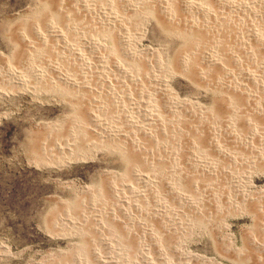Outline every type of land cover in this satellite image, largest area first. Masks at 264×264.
Here are the masks:
<instances>
[{"label":"rangeland","instance_id":"1","mask_svg":"<svg viewBox=\"0 0 264 264\" xmlns=\"http://www.w3.org/2000/svg\"><path fill=\"white\" fill-rule=\"evenodd\" d=\"M0 65V264H264V0H0Z\"/></svg>","mask_w":264,"mask_h":264},{"label":"bare ground","instance_id":"2","mask_svg":"<svg viewBox=\"0 0 264 264\" xmlns=\"http://www.w3.org/2000/svg\"><path fill=\"white\" fill-rule=\"evenodd\" d=\"M78 1H79V0H78ZM252 3H253V2H252ZM226 5H227V4H226ZM132 6H133V5H132ZM109 11H110V10H109ZM105 19H106V18H105ZM107 19H108V18H107ZM107 19H106V20H107ZM111 20H112V19H111ZM107 21H109V19H108ZM109 23H110V22H109ZM258 35H259V34H258ZM206 55H207V54H206ZM208 59H209V58H208ZM115 64H116V63H115ZM0 66H1V65H0ZM57 66H58V65H57ZM11 69H12V68H11ZM11 69H10V70H11ZM13 69H14V68H13ZM39 69H40V68H39ZM16 70H17V69H16ZM12 71H13V70H12ZM9 72H10V74H11V77H12L14 80H18V81H21V80H22L23 77H22L21 75L18 74V73H19L18 71H17V72H16V71H15V72H14V71H13V72L9 71ZM250 73H251V72H250ZM8 74H9V73H8ZM20 74H21V73H20ZM66 77H67V76H65V78H66ZM12 78H11V79H12ZM71 80H72V79H71ZM67 81H68V80H67ZM15 82H16V81H15ZM169 102H170V101H169ZM125 110H126V109H125ZM95 120H96V119H95ZM93 121H94V120H93ZM106 131H107V130H106ZM263 247H264V246H263Z\"/></svg>","mask_w":264,"mask_h":264}]
</instances>
